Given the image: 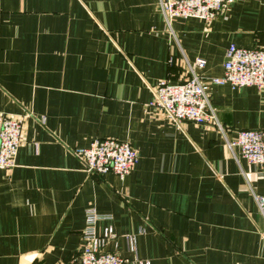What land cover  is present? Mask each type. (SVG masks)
<instances>
[{
	"label": "crops",
	"instance_id": "0c3cea01",
	"mask_svg": "<svg viewBox=\"0 0 264 264\" xmlns=\"http://www.w3.org/2000/svg\"><path fill=\"white\" fill-rule=\"evenodd\" d=\"M229 46L264 48V0L169 26L157 0H0V112L24 117L15 166L0 171V264H74L88 209L124 264H264V167L226 145L264 130V90L211 86L222 131L148 107L196 59L200 77H221ZM105 139L137 153L125 178L75 155Z\"/></svg>",
	"mask_w": 264,
	"mask_h": 264
},
{
	"label": "built area",
	"instance_id": "2783aa9c",
	"mask_svg": "<svg viewBox=\"0 0 264 264\" xmlns=\"http://www.w3.org/2000/svg\"><path fill=\"white\" fill-rule=\"evenodd\" d=\"M234 0H157V6L169 26L176 19H196L210 24ZM169 66L172 61L168 60ZM205 62L196 59L187 67L188 77L180 82L160 81L154 90V99L148 104L157 115L180 126L191 123L201 127L214 126L222 131L210 105L211 86H228L235 90L252 87L264 90V48L240 49L229 46L222 65L223 74L218 78L203 79L196 70H202ZM24 117L0 112V171L15 166V158L22 142ZM228 149L238 151L248 164L264 167V130L239 131L233 140L227 141ZM85 172L102 176L113 173L125 178L137 164L138 155L127 143L114 139L94 140L87 148L75 151ZM258 209L264 218V198H256ZM82 245L74 264H124L117 254L105 250L113 235L111 227L98 234L96 225L103 219L94 209L85 211ZM134 251V244L129 243ZM131 264H147L134 260Z\"/></svg>",
	"mask_w": 264,
	"mask_h": 264
}]
</instances>
